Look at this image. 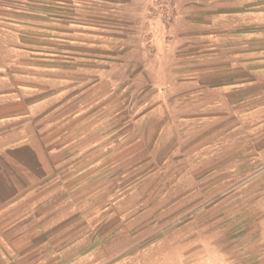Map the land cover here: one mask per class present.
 Wrapping results in <instances>:
<instances>
[{"label": "rangeland", "instance_id": "1", "mask_svg": "<svg viewBox=\"0 0 264 264\" xmlns=\"http://www.w3.org/2000/svg\"><path fill=\"white\" fill-rule=\"evenodd\" d=\"M146 4L0 0L7 91L23 100L16 105L22 116L9 112L0 121V144L55 148L44 197L15 202L2 219L45 226L28 233L24 249L34 251L18 264H264V14L233 26L229 40L180 51L178 62L187 63L193 48L232 50V64L247 66L232 73L247 81V103L233 105L229 124L207 125L168 119L182 113L155 86H147L151 101L144 103L145 91L127 88L134 71L117 70L120 83L111 90V73L101 72L111 63L93 60L123 53L115 35L131 16L144 21L148 13L171 25L175 0ZM141 77L133 83L143 85ZM111 94L119 96L112 123L119 131L106 137L108 125L95 119ZM80 113L95 117L80 124ZM70 142L88 150L72 154L63 170L61 147Z\"/></svg>", "mask_w": 264, "mask_h": 264}, {"label": "crops", "instance_id": "2", "mask_svg": "<svg viewBox=\"0 0 264 264\" xmlns=\"http://www.w3.org/2000/svg\"><path fill=\"white\" fill-rule=\"evenodd\" d=\"M154 1L147 0V3L152 6ZM149 5L146 4L145 8ZM263 14L264 0H175L174 19L168 28L161 27L156 16L149 17L148 13L144 21L131 16L127 20L129 27L122 32L123 35H115L116 46L122 47L123 53L114 54L111 60L106 61L101 55H95L93 60L111 63L101 70L111 73L108 80L111 90L120 83L119 77L114 75L120 69L125 72L134 71L136 75L134 80L142 76L143 85L133 83L132 79V82L127 83V88L139 92L145 91L147 94L144 103L151 101V95L146 92L147 86L150 85L149 88L155 86L156 90L163 94L160 97L178 106L177 109L174 106L172 109L182 113L178 116H168L170 120H196L206 122L208 125L211 121L222 119L229 124L232 120L233 105L241 106L247 103V94L242 96V90L248 85L247 81L232 75L233 72L242 70L247 72V66L242 63V59L239 64L233 65L232 50L224 49L216 52L215 48L206 53H202L204 48L190 49L185 52L188 57L190 55L192 57L187 63L178 62V56L181 50L198 45L195 41L229 40L228 35L233 26L247 24L248 18L257 19L258 16L263 17ZM115 31L119 32L117 29ZM1 45L0 57L8 49L5 40ZM79 55L81 58L83 53L79 52ZM69 58L77 57L70 55ZM5 62L7 61L0 60V121L5 120L9 112L10 116H22L16 105L18 101L22 103L23 100L7 91L8 78L5 72L8 71V64ZM63 67H66L65 64ZM184 72L190 75L185 78L179 77ZM117 95L109 98L105 114L95 119L100 125H108L109 129L106 127V132L103 133L106 137H111L119 131L118 125L115 128L112 125L114 119L118 121L120 115ZM146 112L151 114V110ZM93 117L95 116H85L83 113L74 116L80 124L92 121ZM70 120L74 121L72 117ZM227 129L230 131V125ZM43 149L34 146L0 144V264H18L20 262L18 258H23L34 251L32 245L24 249L25 243L31 239L28 233L33 228L45 229L44 225L19 224L16 221L13 225L12 221L10 224H6L5 220L2 221L15 211L14 208L9 209V206L15 202L18 204L29 200V197H32V200L44 197L42 194L45 192V186L49 184V181L47 183L46 181L51 178L54 170V164L50 162V154L55 148L49 151ZM61 149L66 154L64 161L61 162L64 166L61 168L67 170L65 166L73 159L72 154L85 152L88 150V145L76 146L70 142Z\"/></svg>", "mask_w": 264, "mask_h": 264}]
</instances>
